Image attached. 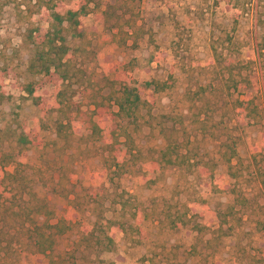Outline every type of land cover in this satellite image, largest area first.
Here are the masks:
<instances>
[{
	"label": "trees",
	"instance_id": "1",
	"mask_svg": "<svg viewBox=\"0 0 264 264\" xmlns=\"http://www.w3.org/2000/svg\"><path fill=\"white\" fill-rule=\"evenodd\" d=\"M110 1H9L16 23L24 27L20 49L28 53V58L20 88L26 94L25 99L34 107H41L42 112L49 109L46 113L56 114L51 130L56 140L64 144L61 151L70 149L73 143L98 146L100 151L94 156L100 157L110 183L122 176L147 177L170 168L201 178L208 192L232 197V203L224 207L213 210L206 207L210 215L207 218L194 211L197 204H204L202 199L201 203L192 201L190 205H180L182 213L174 215L168 210L162 211L159 224L168 230L184 229L198 239L209 234L212 239L206 244H210L218 234L231 236L245 215L260 212L261 218L254 222V227L264 233V169L256 161L257 155L264 161V153H249L250 160L245 164L238 153L240 138L233 135L234 128L230 127L234 121L264 125V6L261 8L263 20L258 19L253 26L254 37L251 47L248 45L253 59L247 62L231 59V52L238 50L240 54L243 47L228 36L220 40L221 43L215 41L207 69L201 68L208 78L207 83L192 84L193 73L187 77L182 98L189 105L187 115L155 116L152 114L154 102L145 98L143 92L158 95L172 91L176 79L171 72L164 81L152 79L141 84L134 78L133 60L114 66L109 72H96L97 52L102 48L99 46L114 45L123 49L129 40L135 46L142 35V29L136 25L137 6L142 0ZM226 2L234 13L235 27L240 16L252 10L257 13L258 4L264 0H257V5L253 4L256 0ZM116 3L119 10L115 8ZM89 15L101 18L104 27V36L98 37L94 45L82 44L84 35L80 26ZM71 41H77L78 45H71ZM0 59H12V56L0 52ZM79 59L82 65L77 64ZM88 65H92L90 72ZM255 65H260L262 72L258 87L252 71ZM9 69L4 65L0 68L1 74L8 75ZM46 86H52V93L43 107L44 99L37 95V90ZM3 98L0 87V100ZM188 114L191 115L188 117ZM144 128L148 130L146 139L160 141V147L149 149L140 145ZM17 132L10 137L21 148L32 145L37 138V133L26 130L24 123L17 127ZM205 141L213 145L211 155H205L204 150L201 152L200 146ZM14 154L0 151V264H20L22 255L34 259L42 257L46 264H117L103 259L116 252V236L142 234L140 217L128 200L113 203L118 209L114 210L112 219H105L99 213L92 224L85 225L79 217V204L69 201L70 193L65 189L59 190L60 177L54 181L51 175L48 184L37 169L40 184L52 186L49 192L69 206L62 216L56 215L46 197L34 191L36 182L34 176L27 173L28 165L17 161ZM7 167H13L12 172H7ZM219 168L224 169L229 184L215 177ZM251 169L253 172L249 171ZM255 180L258 181L251 193H246L242 183L252 186ZM156 183L157 179H148L145 187L151 188ZM99 197L100 194L95 196ZM259 198L263 199V204L259 203ZM72 232L78 234L74 248L55 253L58 239ZM243 264H264V258L247 254Z\"/></svg>",
	"mask_w": 264,
	"mask_h": 264
},
{
	"label": "rangeland",
	"instance_id": "2",
	"mask_svg": "<svg viewBox=\"0 0 264 264\" xmlns=\"http://www.w3.org/2000/svg\"><path fill=\"white\" fill-rule=\"evenodd\" d=\"M9 1L11 0H0V52L12 56V59H0V68L4 65L10 67L8 75H2L0 71L2 77L0 87L4 94V98L0 100V151L14 152L17 161L28 165L27 173L32 174L36 182L34 191L39 196L46 197L56 215L62 216L69 206L49 192L52 186L44 187L40 184L36 177L37 169L41 170L42 177L48 184L51 182L48 180L51 175L54 181L60 177L59 190L65 189L70 193L69 201L79 204V217L85 225L92 224L99 213L105 219H112L114 210L118 209L114 202L128 200L134 205L140 217L139 228L142 234L140 236L133 234L129 237L118 234L116 252L103 256L107 262L243 264L247 254L264 258V233L258 232L254 227V222L261 218L260 212L245 215L242 217L241 225L235 227L231 236L224 237L218 234L219 238H215L210 244H206L212 239L209 234L198 239L194 233L187 230L173 232L159 224L162 211L168 210L171 214L182 213L183 208L180 209V205L184 203L189 205L192 201L201 203L202 199L204 204H197L194 211L200 212L205 218L209 215L206 207L213 210L232 203V197L228 194L208 192L209 188L196 175L188 176L166 168L161 173H150L147 177L126 175L110 183L104 173L100 157L94 156L96 151H100L98 146L73 143L70 149L64 152L60 150L64 144L56 140L51 130L56 114L46 113L49 109H46V112L40 111L41 107H34L21 91L28 53L20 49L24 27L16 23ZM226 3V0H142L137 6L139 19L136 24L142 29V35L135 46H132V40H129L123 49H118L114 45L99 46L102 48L97 52L99 66L96 72H109L114 66L126 64L130 60L135 62L134 78L139 84L152 79L164 81L171 72L176 79L172 91L158 95L146 91L143 92V96L154 102L152 114L155 116L187 115L189 105L182 99L187 77L193 73L192 84L207 83L208 78H205L207 76L201 68L207 69V63L212 58L211 47L215 41L221 43L220 40L228 36L243 47L240 54L238 50L232 51L231 59H243L244 62L253 59L250 48L251 39L254 37L253 26L258 19L263 20L261 8L264 3L258 4L257 13L252 10L240 16L235 27L234 13ZM253 4L257 5V0ZM115 8L120 9L119 3H116ZM103 28L102 20L98 16L89 15L84 18L80 26V32L84 35L82 44H96L97 38L105 34ZM70 43L78 45L77 41ZM77 64L82 65V60L79 59ZM188 69L191 71L188 72ZM91 70L92 65H88V71ZM252 71L255 73L258 87L262 80L260 65L253 66ZM51 93L52 86L37 90V95L44 99L43 107L46 106L45 103ZM189 115L191 114H188V117ZM22 123L26 130L37 133L33 144L23 148L18 147L14 138L10 137L13 132H17V127ZM185 125L189 127L188 122ZM230 127L234 128L233 135L240 138L238 153L245 159V164L250 160L249 153H264L263 123L234 121ZM147 135L148 130L144 128L140 138L141 146L149 149L160 147V141L147 140ZM212 147L209 141H205L200 146L201 152L204 150L205 155H211ZM256 161L264 169V161H260L258 155ZM62 165L65 167H61ZM148 168L151 167L146 169ZM12 170L13 167L6 168L7 172ZM249 171L253 172V169ZM214 174L217 180L222 178L224 184L230 183L223 168L217 169ZM151 178L157 179V183L151 188H146L145 184ZM256 181L258 180L253 181L252 186H247L243 182L242 189L246 193H251L250 190ZM214 188L216 189V185ZM99 194L100 197L95 198ZM259 203L263 204L262 198H259ZM77 239L76 232L58 239L55 253L71 251ZM14 250L15 248H12V251ZM79 255L80 253L77 254ZM20 259V264H46L42 257L36 260L22 255Z\"/></svg>",
	"mask_w": 264,
	"mask_h": 264
}]
</instances>
